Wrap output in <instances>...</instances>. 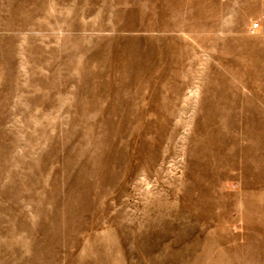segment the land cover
Returning <instances> with one entry per match:
<instances>
[{
	"label": "rangeland",
	"instance_id": "374dc122",
	"mask_svg": "<svg viewBox=\"0 0 264 264\" xmlns=\"http://www.w3.org/2000/svg\"><path fill=\"white\" fill-rule=\"evenodd\" d=\"M0 264H264V0H0Z\"/></svg>",
	"mask_w": 264,
	"mask_h": 264
}]
</instances>
